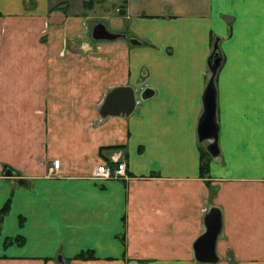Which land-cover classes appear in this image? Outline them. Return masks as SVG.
<instances>
[{
	"label": "crops",
	"instance_id": "0c3cea01",
	"mask_svg": "<svg viewBox=\"0 0 264 264\" xmlns=\"http://www.w3.org/2000/svg\"><path fill=\"white\" fill-rule=\"evenodd\" d=\"M83 2L0 0V264H264V0H122L102 14L138 42L92 39ZM215 37L210 155L197 123ZM125 85L131 111L101 115ZM112 156L125 177L93 178ZM212 206L217 258L202 262L193 243Z\"/></svg>",
	"mask_w": 264,
	"mask_h": 264
},
{
	"label": "water",
	"instance_id": "95a60500",
	"mask_svg": "<svg viewBox=\"0 0 264 264\" xmlns=\"http://www.w3.org/2000/svg\"><path fill=\"white\" fill-rule=\"evenodd\" d=\"M89 35L92 39L115 38L123 36L129 42H138L136 38L128 36L125 32H114L105 27L103 21H93L89 26ZM217 37L212 42V49L207 59V66L210 72L209 80L205 86L202 96V113L197 123V137L199 140H207L205 148L210 155H216L218 152L216 144L217 124L215 121V95L213 87V75L217 68L221 55L217 46ZM116 103V106H114ZM134 105V97L130 86H115L110 88L98 106V112L101 115L106 113L128 114ZM115 107V108H113ZM115 109V110H113ZM118 109V110H116ZM114 111V112H113ZM4 175H15V171L4 165L2 168ZM21 181L22 179L19 178ZM205 229L195 239L194 257L202 262H212L216 260V255L213 250L215 237L219 231L220 220L217 207L212 206L204 217ZM61 264L63 260L59 258Z\"/></svg>",
	"mask_w": 264,
	"mask_h": 264
},
{
	"label": "built area",
	"instance_id": "2783aa9c",
	"mask_svg": "<svg viewBox=\"0 0 264 264\" xmlns=\"http://www.w3.org/2000/svg\"><path fill=\"white\" fill-rule=\"evenodd\" d=\"M58 159L52 158L47 168L51 171L58 168ZM91 176L96 179L122 178L125 177V165L123 160L116 156L104 159L96 163L91 171Z\"/></svg>",
	"mask_w": 264,
	"mask_h": 264
},
{
	"label": "rangeland",
	"instance_id": "374dc122",
	"mask_svg": "<svg viewBox=\"0 0 264 264\" xmlns=\"http://www.w3.org/2000/svg\"><path fill=\"white\" fill-rule=\"evenodd\" d=\"M92 1V7L89 10V14L93 18L91 21H103L101 19L102 14L109 12H115V7H118L121 5L122 0H91ZM126 33V32H125ZM101 103V102H100ZM99 103V104H100ZM58 171L57 169H54L53 171L48 169L49 174H56Z\"/></svg>",
	"mask_w": 264,
	"mask_h": 264
},
{
	"label": "trees",
	"instance_id": "16d2710c",
	"mask_svg": "<svg viewBox=\"0 0 264 264\" xmlns=\"http://www.w3.org/2000/svg\"><path fill=\"white\" fill-rule=\"evenodd\" d=\"M83 4L85 5V7H90L92 5V1L91 0H84ZM121 12L123 11V9L120 10ZM207 168V157H205L203 154L201 155L200 158V163H199V170L201 173L205 172ZM4 207H2L0 209V213L3 211ZM79 255H83V253L79 254Z\"/></svg>",
	"mask_w": 264,
	"mask_h": 264
}]
</instances>
